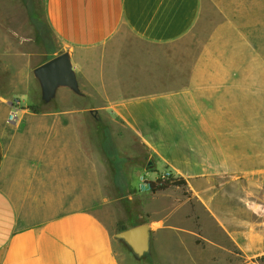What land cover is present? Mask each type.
Masks as SVG:
<instances>
[{"label":"crops","instance_id":"1","mask_svg":"<svg viewBox=\"0 0 264 264\" xmlns=\"http://www.w3.org/2000/svg\"><path fill=\"white\" fill-rule=\"evenodd\" d=\"M45 15L52 58L70 54L79 91L44 103L45 62L5 53L22 110L0 131V264H125L114 233L144 223L151 264H216L238 239L212 189L264 156V0H45ZM42 103L53 109H29ZM110 121L139 140L150 179L185 184L140 192L141 170L129 178L111 152Z\"/></svg>","mask_w":264,"mask_h":264},{"label":"rangeland","instance_id":"2","mask_svg":"<svg viewBox=\"0 0 264 264\" xmlns=\"http://www.w3.org/2000/svg\"><path fill=\"white\" fill-rule=\"evenodd\" d=\"M258 47L262 48L264 55V44H258ZM60 48L58 38L47 24L45 0H0V131L5 133L7 126L12 125L8 121L10 111L7 101L8 98L14 100L7 95L10 72L5 53L30 54L35 68L51 59ZM12 62L18 63V60L15 58ZM40 106L43 110L53 109L51 104L42 103ZM262 112L263 123L256 127L260 129L263 140L255 141L254 147L264 149V109ZM102 125L95 124V127ZM104 126H108L111 133V152L126 160L128 177L132 178L135 166L142 174L146 173L145 152L135 135L116 121ZM112 161L115 162V159ZM252 167L258 170L229 173L219 180L221 183L232 180L231 184L212 189L219 190L213 201L215 211L223 216L229 214V219L222 222L231 228L238 239L237 246L231 252H215L216 264H228L229 261L234 264V260L237 264H264V156H255ZM111 173L113 180L114 173ZM134 178L135 186L139 187V177ZM122 245L129 259L125 264H151L150 255L136 260L129 249Z\"/></svg>","mask_w":264,"mask_h":264},{"label":"water","instance_id":"3","mask_svg":"<svg viewBox=\"0 0 264 264\" xmlns=\"http://www.w3.org/2000/svg\"><path fill=\"white\" fill-rule=\"evenodd\" d=\"M34 74L42 87V100L49 103L56 95L60 86H68L79 91V84L68 52H63L41 64ZM153 161L147 164V170L153 167ZM115 239L122 242L136 260H142L151 253L152 232L148 223L119 231Z\"/></svg>","mask_w":264,"mask_h":264},{"label":"built area","instance_id":"4","mask_svg":"<svg viewBox=\"0 0 264 264\" xmlns=\"http://www.w3.org/2000/svg\"><path fill=\"white\" fill-rule=\"evenodd\" d=\"M22 110L21 107V101L19 99H14L11 102V109L9 112V118L8 121L11 124H15L18 121L19 113ZM171 179H177L173 173L166 171L158 178L152 180L148 177V171L146 170V173H143L139 176V187L138 190L140 192H152V182H156L159 185H163L165 182L171 180ZM158 181V182H157Z\"/></svg>","mask_w":264,"mask_h":264},{"label":"trees","instance_id":"5","mask_svg":"<svg viewBox=\"0 0 264 264\" xmlns=\"http://www.w3.org/2000/svg\"><path fill=\"white\" fill-rule=\"evenodd\" d=\"M46 62V61H45ZM32 112L34 113H40L43 111V109L41 108L40 105H34L32 107L29 108ZM158 182V181H157ZM185 184V181L183 179H171L167 182H165L163 185H159L158 183L156 182H152V192H157V191H160V190H163V189H166L170 186H182ZM127 229L126 227L124 226H119V231H123ZM264 258V257H263Z\"/></svg>","mask_w":264,"mask_h":264}]
</instances>
